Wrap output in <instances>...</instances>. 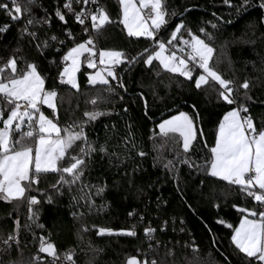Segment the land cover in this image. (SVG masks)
Here are the masks:
<instances>
[{
    "label": "trees",
    "instance_id": "trees-1",
    "mask_svg": "<svg viewBox=\"0 0 264 264\" xmlns=\"http://www.w3.org/2000/svg\"><path fill=\"white\" fill-rule=\"evenodd\" d=\"M231 2L239 4L241 0ZM4 3L12 7L10 0H0V4ZM19 3L23 7L25 0H19ZM64 3L65 0H36L38 6H31L32 15L46 16L49 20L48 24L31 29L38 33V40L26 35L20 37L18 30L28 19L27 14L13 21L6 10L0 9V26L7 25L6 31L0 32V66L10 56L17 58L18 70L24 69L26 61L37 65L45 80V89L55 88L59 93L56 111L45 106L42 110L62 129L75 120L85 119L86 111L108 113L86 124L85 131L89 140L96 142L97 148L106 142L108 152L116 155L109 163V156L101 158L98 152L92 154L84 173V183L107 184L108 187L102 196L84 188L85 193L91 192L96 205L90 213L84 200H72L73 195L80 194V183L73 185L71 192L67 185L60 193L49 187L59 178L56 173L42 175L39 184L33 185L30 195H35L39 203L33 206L38 216L32 220H29L27 199L10 203L0 200V240L12 234L19 242L18 247L11 243L10 249L4 247L0 251V264H37L33 256L39 252L41 236L54 244L57 256H65L71 251L77 264H126L129 256H135L140 262L147 260L148 264L153 260L156 264H247L244 254L231 243L232 228L226 225L235 227L246 215L238 209L258 212L262 210L261 206L242 194L239 186H231L207 172L193 171L179 164L169 173L164 164L177 153L183 159L181 138L178 133L161 135L157 127L160 121L181 111L192 117L198 116L195 123L197 140L189 155L201 164L202 158H210L220 119L236 105L229 106L217 99L213 88L220 89L215 82L197 89L194 78L189 80L178 73H170L158 60L144 64L143 59L156 49V45L144 54L151 40L128 35L124 25L119 23V0H98L111 20L102 26L99 34L89 24L82 26L74 21L73 15L63 7ZM259 3L260 0H250L247 10L237 17L235 8L224 5L223 0H166L168 23L158 32L160 39L167 41L176 24L183 19L186 27L202 39L206 37L199 32L200 27L214 34V40L206 41L215 49L210 64L223 79L232 82L233 94L237 97L245 92L241 85L245 80L249 81L248 95L252 99L247 102L248 112L243 115H250L257 129L264 127V23H261L264 9L259 8ZM57 7L65 14L66 22L55 16ZM188 8L194 9L171 23L176 16L171 15L174 11L181 13ZM212 24L219 28L213 29ZM84 26L89 29L87 33L83 32ZM66 29L76 37L77 43L93 35L95 50H120L129 57L143 53L142 58L130 67L127 61L114 66L118 81L109 77L108 85L88 84V69L82 66L76 78L79 90L74 89L69 84H61L58 79L64 66L61 58L73 46L66 36ZM52 35L65 43L50 42L49 48L41 53L36 44ZM180 35L190 38L186 29ZM176 43L179 44V39ZM10 72V69L6 70L5 75ZM120 81L125 88L118 87ZM109 87L115 89L114 94L106 91ZM94 99L95 104L92 103ZM129 130L132 136H128ZM18 136L19 133H15L13 139ZM78 148L79 145L74 147L71 154H76ZM141 151L146 155L139 156ZM68 163L70 161L65 158L61 166H68ZM129 180L133 181L131 185ZM137 187L142 191H137ZM37 188L46 190L53 202L47 203V196L35 190ZM102 203L107 207L101 211ZM74 212L85 215L74 218ZM129 212L133 215L129 216ZM220 220L225 223H219ZM16 221L20 225L18 231ZM37 224L44 227L39 228ZM147 227L155 229L152 240L145 236ZM100 228H131L137 234L135 237L97 235Z\"/></svg>",
    "mask_w": 264,
    "mask_h": 264
},
{
    "label": "snow or ice",
    "instance_id": "snow-or-ice-1",
    "mask_svg": "<svg viewBox=\"0 0 264 264\" xmlns=\"http://www.w3.org/2000/svg\"><path fill=\"white\" fill-rule=\"evenodd\" d=\"M10 3L11 8H9L8 3H4L0 4V9L6 10L13 21L19 20L24 14L28 15V19L18 30L20 37L23 38L26 35L32 40H38V33L31 29L38 25L48 24L49 20L46 16L37 18L32 15L31 6L36 5V0H25L23 7L19 0H10ZM73 3L80 4L81 0H65L63 7L68 12L73 13L75 21L80 25H85V20L90 18L91 28L99 34L102 26L111 23L109 15L103 6H99L98 0H83V4L97 5L94 11L81 7L79 12H75ZM119 3L122 11L119 23L124 25L128 35L147 37L153 40L156 45V50L152 54H148L146 59H143L144 64L150 65L154 60H159L160 65L168 72L178 73L189 80L194 78L197 89L209 85L210 82H215L220 89L217 91L213 88V91L217 92V99L229 106L236 105L225 112L220 119L216 129L215 144L210 149V158H202L201 164H197L189 155L197 140L195 123L198 116L192 117L181 111L178 115L162 120L157 125L160 134L167 136L178 133L182 139L184 154L183 159H181V154L177 153L176 157L164 164V167L168 169L169 173H172L179 164L186 165L193 171L207 172L208 175L219 178L231 186H239L242 194H246L247 197L258 202L262 210L257 212L238 209L241 212H247L248 215L241 218L237 226L233 227L231 224L226 226L232 228L231 243L235 245L239 253L244 254L247 264H253V261L256 264H264V127L257 129L250 115H242V113L248 112L246 105L252 99L248 95L249 81L245 80L241 85L245 89L242 96L237 97L233 94L232 82L223 79L210 64L215 49L206 41H212L216 37L207 32L204 27H200L199 32L203 33L206 39L194 34L190 28L186 27L185 21L181 19V22L177 23L175 29L170 33L166 43L157 38V33L168 23L169 13L167 12L166 0H140L139 7L134 4L133 0H119ZM223 4L235 8L236 15L239 17L250 6V0H241L239 4H232L231 0H223ZM259 8L264 9V0H260ZM144 10H147V15L142 14ZM186 11L188 9H185ZM171 15L182 16L183 14L174 11ZM55 16L60 21L66 22L65 14L60 7L55 9ZM231 22L228 21V23ZM261 23H264V16L261 17ZM6 28L7 25L0 26V32H5ZM212 28L218 29L219 25L212 24ZM185 29L190 39H185L180 35ZM65 31L67 38L72 40L73 46L61 58L64 67L59 71L58 79L61 84L66 83L79 90L76 73L82 63L81 57L87 54L85 59L88 68H97L94 59L96 55L95 42L94 38L89 36L88 39L77 43L75 42L76 37L67 29ZM88 31V27L84 26L83 32L87 33ZM177 39H179V45L182 46L179 47V52L184 53V55H178L177 51H171L170 55H165L169 51L168 46H174ZM50 42H58L61 45L65 43L56 35H52L43 41H38L36 47L43 53L45 49L49 48ZM148 52L149 49H144V54ZM98 55L99 64L104 67L88 74L87 81L90 85L98 83L108 85L107 77L118 80L113 71L114 66L125 61L131 65L138 62V58H142L141 54L129 57L120 50H100ZM193 65L196 66L197 70H202L200 75H193ZM9 69L11 72L5 75L6 70ZM118 87L125 88V85L120 81ZM106 91L115 93V89L111 87L107 88ZM58 96L59 93L55 88L52 90L45 89V80L34 62L26 61L25 67L21 71L18 70L17 58L10 56L6 63L0 66V123H2L0 126V200L10 203L27 199L29 220L38 216V213L33 210V206L37 205L39 201L35 195H30L34 190L33 185H38L41 176L48 173H56L59 176L56 182L49 186L57 193H60L65 185L71 192L73 185L80 183V194L73 195L72 200L77 202L81 199L84 200L89 213L96 209L91 192L85 193L84 188L94 190L96 196H102L108 185L85 184L84 173L91 163L93 153L98 152L101 158L109 156V163H111V157L116 155L108 152L106 142L99 144L97 148L96 142L90 141L85 131L86 124L96 121L108 113L100 110L86 111L83 114L85 119L75 120L62 129L41 111V105H46L55 112L57 109L55 101ZM92 103L95 104L96 100L94 99ZM193 109H195V105H193ZM125 112H127V108H125ZM15 133H19V136L13 139ZM132 135L133 133L129 130L128 136ZM77 145H79L78 152L74 155L71 154V150ZM138 155L143 157L146 154L141 151ZM65 158L70 163L68 166H61ZM132 182L129 180V185ZM177 183H179L178 177ZM35 190L47 196V203L53 202V197L48 196L46 190L39 188ZM137 191H142V189L137 187ZM105 207L107 204L102 203L99 210L102 211ZM233 207L236 206L233 205ZM84 215L85 213H73L74 218H82ZM128 215L132 216L133 212H129ZM141 219L143 218L141 217ZM218 222L225 223L223 220ZM19 227V221H16L17 231ZM25 227L28 226L25 225ZM37 227L43 228L44 225L37 224ZM81 227L84 228V225ZM154 232L155 229L151 227L144 229L145 236L149 240L154 238ZM104 234L135 237L137 233L131 228L120 230L100 228L97 232V235ZM10 242H15L17 247L19 246L16 235L10 234L7 239L0 240V244L8 249L11 248ZM156 243L159 244L160 242L156 241ZM151 247L152 245L149 244V249ZM39 252L47 253L49 257H53V264L58 259L54 244L47 241L43 236L40 237ZM64 258L72 261L73 253L71 251L66 252ZM33 259L38 260L39 257H33ZM126 264H148V262L147 260L140 262L135 256H129ZM151 264H156V261L153 260Z\"/></svg>",
    "mask_w": 264,
    "mask_h": 264
},
{
    "label": "built area",
    "instance_id": "built-area-1",
    "mask_svg": "<svg viewBox=\"0 0 264 264\" xmlns=\"http://www.w3.org/2000/svg\"><path fill=\"white\" fill-rule=\"evenodd\" d=\"M96 6H97V5H94V4H91V3H89V4H83V0H81V3H80V4L73 3V9H74L75 12H79L80 9H81V7L86 8V9H89L90 11H94L95 8H96ZM66 10H67V9H66ZM67 11H68V10H67ZM70 13H71V12H70ZM71 14L73 15V13H71ZM142 14H143V15H147V10H144V11L142 12ZM73 19H74V15H73ZM74 21H75V19H74ZM86 24H89V26L91 27V19H90V18H87V19L85 20V25H86ZM92 30H93V29H92ZM194 34H195V33H194ZM89 36H91V37L94 38L93 35H88V36H87V39L89 38ZM158 38L160 39V37H158ZM189 39H190V38H189ZM161 40H162V39H161ZM162 41H164V40H162ZM94 42H95V39H94ZM164 42L166 43L167 41H164ZM95 46H96V42H95ZM179 47H182V46L175 42L174 46H168L169 51H167V52L165 53V55H170V54H171V51H177V54H178V55L183 56L184 53H180V52H179ZM185 51H187V49H185ZM95 52H96V55H95L94 59H95V61H96V63H97V67L100 68V69H103L102 66H100V64H99V55H98L99 50H95ZM185 58H186V57H185ZM193 69H194V71H193V75H194L198 70H197V68H196L195 65H193ZM115 74H116V76L118 77V74H117L116 72H115ZM115 81H118V80H115ZM52 89H53V88H48V89L46 88V90H52ZM242 115H243V113H242ZM25 130H27V128H25ZM10 243H15V242H10ZM4 247H5V246H4L3 244H0V251H1ZM33 257H39L38 260H34V259H33L37 264H53V257H49L48 255H44L43 253L36 252V253L34 254ZM55 264H77V263L75 262L74 259H73L72 261H68V260H66V259L64 258V256H58V259L56 260Z\"/></svg>",
    "mask_w": 264,
    "mask_h": 264
},
{
    "label": "rangeland",
    "instance_id": "rangeland-1",
    "mask_svg": "<svg viewBox=\"0 0 264 264\" xmlns=\"http://www.w3.org/2000/svg\"><path fill=\"white\" fill-rule=\"evenodd\" d=\"M133 2H134V4L137 6V7H139L140 6V0H133ZM120 10H121V6H120ZM121 17H122V11H121ZM126 31H127V29H126ZM82 42V41H81ZM79 43V42H78ZM101 50H109V49H101ZM156 50V49H155ZM152 54V53H151ZM86 55L87 54H85L84 56H82L81 57V60H82V63H81V66H80V68H79V70L77 71V73H76V78H77V74H78V72L80 71V69L82 68V66H85L88 70H87V76H88V74H90V73H94L96 70H100V68H96V69H92V68H88V66H87V61H86V59H85V57H86ZM70 63V62H69ZM100 66H102V68L104 67L103 65H100ZM64 67V66H63ZM62 70V69H61ZM113 71H114V68H113ZM202 73V70L197 74V76L198 75H200ZM107 79H109V77H107ZM47 116V115H46ZM49 117V116H48ZM6 118V117H5ZM50 118V117H49ZM51 119V118H50ZM215 144V143H214ZM214 146V145H213ZM246 213V215L245 216H247L248 215V213L247 212H245ZM245 216H243V217H245ZM242 217V218H243ZM248 218H252V217H248ZM240 222V221H239ZM239 224V223H238ZM44 255H47V253H43Z\"/></svg>",
    "mask_w": 264,
    "mask_h": 264
},
{
    "label": "water",
    "instance_id": "water-1",
    "mask_svg": "<svg viewBox=\"0 0 264 264\" xmlns=\"http://www.w3.org/2000/svg\"><path fill=\"white\" fill-rule=\"evenodd\" d=\"M194 8H188V11H186L185 12V10L183 11V12H181L183 15L181 16V15H176L173 19H172V22L171 23H174L176 20H178V19H181L182 17H184L188 12H190V11H192ZM159 35H160V33H158L157 34V38L159 37ZM153 45H154V41L153 40H151V43H150V46L147 48V49H151L152 47H153ZM144 53V52H143ZM143 53H141V56H142V54ZM132 65V64H131ZM131 65H129L128 67H130Z\"/></svg>",
    "mask_w": 264,
    "mask_h": 264
},
{
    "label": "crops",
    "instance_id": "crops-1",
    "mask_svg": "<svg viewBox=\"0 0 264 264\" xmlns=\"http://www.w3.org/2000/svg\"><path fill=\"white\" fill-rule=\"evenodd\" d=\"M158 61H159V60H158ZM43 106H45L46 108H48L46 105H41V111H43V110H42V107H43ZM48 109H50V108H48ZM43 112H44V111H43ZM174 115H178V113H175V114H173V115H171V116H174ZM171 116H169V117H167V118H165V119H168V118H170ZM163 120H164V119H163ZM159 123H161V121H160ZM159 123H158V124H159ZM158 130H159V128H158ZM159 132H160V131H159ZM181 143H182V139H181Z\"/></svg>",
    "mask_w": 264,
    "mask_h": 264
}]
</instances>
